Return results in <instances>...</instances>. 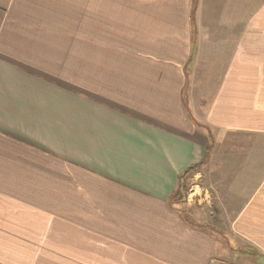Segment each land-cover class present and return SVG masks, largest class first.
I'll return each mask as SVG.
<instances>
[{
  "label": "crops",
  "instance_id": "crops-1",
  "mask_svg": "<svg viewBox=\"0 0 264 264\" xmlns=\"http://www.w3.org/2000/svg\"><path fill=\"white\" fill-rule=\"evenodd\" d=\"M242 255L264 264V0H0V264Z\"/></svg>",
  "mask_w": 264,
  "mask_h": 264
},
{
  "label": "rangeland",
  "instance_id": "rangeland-1",
  "mask_svg": "<svg viewBox=\"0 0 264 264\" xmlns=\"http://www.w3.org/2000/svg\"><path fill=\"white\" fill-rule=\"evenodd\" d=\"M187 183V187H188V194H187V198L189 197V199H190V201H192V199H195V197H196V195L194 194L195 192V190L196 189H198L197 187L198 186H202L203 185V182H186ZM191 189H193V190H191ZM195 189V190H194ZM208 194V193H207ZM205 195V194H204ZM206 198V197H205ZM204 198V199H205ZM208 199H209V197H208ZM203 203H206V201L205 200H203L202 201ZM195 204V206H196V204L197 203H194ZM203 221H205V220H207L206 219V217H204L203 219H202ZM210 221L209 222H211L212 221V223H209L210 225L212 224L213 225V228H214V233H215V235L219 238V240H220V244L223 246V247H225L224 245H225V243L227 242V240H229L228 239V234H227V231H226V226H225V224L223 223V221L221 220V218L218 216V217H216V218H214L213 220H211V219H209ZM223 226H224V228H223ZM225 229V230H224ZM220 233H222V234H220ZM230 240H231V237H230ZM229 243V247H231V249L233 250L232 252L233 253H235L234 251H236V249H239L240 248V246H239V244H236V243H233V241H231V242H228ZM245 244H246V241H244L243 239H242V253L243 252H245L244 251V246H245ZM244 245V246H243ZM226 248V247H225ZM228 251V250H227ZM228 253V252H227ZM254 254V253H253ZM236 256H238V255H236ZM238 258V257H237ZM242 264H260V263H258V262H256L255 261V259H254V257L253 258H251V259H248V260H250V261H245V256L244 255H242Z\"/></svg>",
  "mask_w": 264,
  "mask_h": 264
},
{
  "label": "trees",
  "instance_id": "trees-1",
  "mask_svg": "<svg viewBox=\"0 0 264 264\" xmlns=\"http://www.w3.org/2000/svg\"><path fill=\"white\" fill-rule=\"evenodd\" d=\"M200 168H201V165H197V166H193V167L189 168L188 170H186L184 172V174L182 175V182H180V186H181L180 188L181 189H182V187H185L186 186L185 185L186 184V182H185L186 178L189 175L193 174L194 172L198 171ZM239 249H236V251H239Z\"/></svg>",
  "mask_w": 264,
  "mask_h": 264
}]
</instances>
